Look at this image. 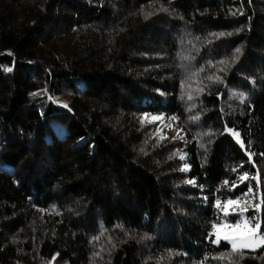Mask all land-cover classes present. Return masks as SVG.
I'll list each match as a JSON object with an SVG mask.
<instances>
[{
  "label": "trees",
  "instance_id": "trees-1",
  "mask_svg": "<svg viewBox=\"0 0 264 264\" xmlns=\"http://www.w3.org/2000/svg\"><path fill=\"white\" fill-rule=\"evenodd\" d=\"M238 200L264 235V0H0V264H264Z\"/></svg>",
  "mask_w": 264,
  "mask_h": 264
},
{
  "label": "rangeland",
  "instance_id": "rangeland-1",
  "mask_svg": "<svg viewBox=\"0 0 264 264\" xmlns=\"http://www.w3.org/2000/svg\"><path fill=\"white\" fill-rule=\"evenodd\" d=\"M141 120L145 125H152L155 128V136L159 139H184V132L178 125V122L173 118H167L163 115L144 114L141 116ZM183 170H186L184 168ZM247 205L245 201H233L229 202L224 206V213L226 216L235 215L237 221L233 224L223 222L221 225L215 227V239L219 243L221 241L228 242L233 247V240L236 241V250L245 251H258L263 246L262 239L264 235L260 234V226L253 224L245 215ZM259 225V224H258ZM227 237V239L225 238ZM250 240V247H243L242 242ZM51 264H54L52 262Z\"/></svg>",
  "mask_w": 264,
  "mask_h": 264
},
{
  "label": "snow or ice",
  "instance_id": "snow-or-ice-1",
  "mask_svg": "<svg viewBox=\"0 0 264 264\" xmlns=\"http://www.w3.org/2000/svg\"><path fill=\"white\" fill-rule=\"evenodd\" d=\"M237 52H239V49H237ZM189 98H191V97H189ZM257 227H259L258 224H257ZM225 238L227 239V237H225ZM261 242L264 243V239H262ZM242 246H243V247H250V246H251V242H250V240H245V241H243V242H242ZM233 248H234V249L236 248V241H235V240H233Z\"/></svg>",
  "mask_w": 264,
  "mask_h": 264
}]
</instances>
